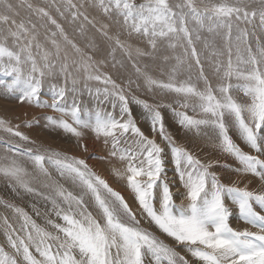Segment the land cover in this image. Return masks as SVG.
<instances>
[{
	"label": "snow or ice",
	"instance_id": "1",
	"mask_svg": "<svg viewBox=\"0 0 264 264\" xmlns=\"http://www.w3.org/2000/svg\"><path fill=\"white\" fill-rule=\"evenodd\" d=\"M256 3L257 0H144L137 4L135 0H93L92 6L114 20L128 37L146 40L153 52L158 42L173 50L183 49L182 55L175 56L176 63L166 81L142 73L149 91L159 89L171 94L172 102L153 106L136 97L132 101L143 108L150 131L165 142L179 184L185 189L182 198L188 201L186 205H177L173 199L166 179L165 147L138 126L124 89L111 77L99 74L92 57L68 40L63 27L44 9L37 11L48 17L79 59H70L67 51L61 56V45L55 39L51 41L55 51L45 49L33 34L35 24L30 20L17 22L10 15L15 12L13 4L0 0V95L59 113V117H45L48 126L77 138L78 143L85 132L102 140L108 146L103 159L113 165V175L126 182L142 216L176 244L183 245L199 264H264V192L232 186L220 178V168L228 167L238 175L264 181V47L257 45L253 51L247 42L249 32L241 27L245 24L264 29V0L252 7ZM76 7L67 0V11ZM71 14L73 20L77 19L78 12ZM202 31L224 42L222 49L213 52L217 59L210 75H205L193 46V33L199 40ZM51 35L55 37L57 32ZM116 46L131 59V45L125 47L117 37ZM136 54L151 55L139 48ZM192 59L199 68L198 75L195 79L191 74L177 79L183 67L191 68L187 62ZM136 71L140 73L139 68ZM57 76L63 77L64 84H50L48 99H42L45 79ZM90 81L104 87L93 89ZM85 93L94 98V108L81 106L79 97ZM165 106L175 115L180 128L212 140L235 166L221 165L212 171V162H202L187 148L178 146L168 134L159 110ZM18 128L0 119V129L29 141ZM233 130L244 147L234 139ZM130 139L134 147L127 146ZM80 147L87 151L85 145ZM245 147L249 150L245 151ZM7 150L31 161L35 179L49 178L52 168L81 192L77 195L62 185L44 184L55 193V197L44 198L51 199L54 214L62 221H48L59 235L46 231L22 208L15 207L21 219L19 230L7 218L3 221L7 244L14 255L0 246V264H189L173 247L140 227L124 196L93 171L86 160L57 151L23 150L11 144ZM0 175L14 180L28 193L36 192L24 179L28 173L15 159L0 166ZM85 197L90 199L86 201ZM229 203L238 209L237 219L257 231L235 230L229 223L233 215Z\"/></svg>",
	"mask_w": 264,
	"mask_h": 264
},
{
	"label": "rangeland",
	"instance_id": "2",
	"mask_svg": "<svg viewBox=\"0 0 264 264\" xmlns=\"http://www.w3.org/2000/svg\"><path fill=\"white\" fill-rule=\"evenodd\" d=\"M9 2L13 4L15 10L14 13L10 14L12 18L17 22L21 20L27 22L30 20L32 24H35L36 27L33 30V34L36 35L37 41H39L45 49L54 52L55 49L51 41L55 39L61 45V56H63L64 51H67L70 54V59H79V56L75 54L71 45L67 44L63 37L59 35L55 26L48 21V17L38 13V9H44L48 12V14L63 27L68 40L79 47L86 56L92 57L91 62L94 67L98 69L99 74L111 77L112 80L124 89L125 95L129 97V106L132 108L133 116L136 118L138 126L144 131L145 135L156 139L157 143L165 147L166 179L170 183L173 199L177 205H186L188 201L182 198L185 189L179 184L165 142L161 140L158 134L150 131V124L146 117V113L140 105L132 101V97H136L153 106L161 104L167 105L172 102L171 94H165L159 89L149 91L142 73H147L154 79L166 81L172 66L176 63L175 56L182 55L183 49L177 48L173 50L168 48L166 43L158 42L157 50L153 52L146 40L141 38L137 39V37H128L114 20H110L105 16L98 7L92 6L93 1L72 0V3L77 7L71 9V11L66 10L67 0H9ZM135 2L139 4L144 2V0H135ZM205 2H209V0H205ZM211 2L215 3L218 2V0H211ZM27 4H31L32 8L29 9ZM252 7H258V0ZM57 9H59V11H57ZM2 11L3 9H0V12ZM61 12H63V16H61ZM72 12H78L77 19H72ZM15 13H19V15H15ZM85 16L88 17L87 20L84 19ZM257 21L258 19L254 21L255 24H258ZM0 27H3V25L0 24ZM191 27L190 25V28ZM241 27L248 30L249 35L247 37V42L252 45L253 51L256 50L257 45L264 47V29H257V27L253 29V25L245 24H241ZM52 32H57V35L52 37ZM233 36H235V31L233 32ZM109 37H111V39H109ZM117 37L125 44V47L131 45V59L123 50L116 46ZM9 42L11 43V41ZM206 43L208 47L205 46ZM193 46L196 48L197 54L200 57L205 75H210L213 64L217 59V57L213 55V52L219 50V48H223V40L220 37H214L212 34L202 31L199 40L196 39V34L193 33ZM137 48L149 52L151 55L138 56L136 54ZM33 50L35 51V48ZM113 50H115L114 54ZM187 63L191 65V68L189 69L187 66L183 67L177 74V79L183 80L187 78L189 74L195 79L198 75L199 68L195 64V60H189ZM137 68L140 69V73L136 71ZM212 82L215 83V80L213 79ZM233 82L235 83V81ZM88 83L93 89L104 87L103 84L96 81H90ZM50 84L63 85L64 79L62 76L46 78L44 81L42 99H48V87ZM79 99L82 102V107L94 108L96 106L94 98L89 97L86 93L79 97ZM175 106L176 105L173 103V107ZM101 107L107 109L108 105H101ZM159 110L164 116L165 127L168 134L178 146L187 148L202 162H212L214 164L213 169H211L212 171H216L221 165L235 166V162L232 158L220 152L212 140L202 134L195 135L192 132H187L180 128L177 118L168 107H160ZM177 110L182 111L183 109L177 108ZM189 114L192 115L193 113L189 110ZM47 116L59 117L60 114L54 113L50 109L37 108L26 103L21 104L12 96L0 95V119L5 120L7 125L14 129L18 125V130L29 137V141H23L3 131V129H0V166L6 165L12 159H15L28 173L24 179L36 189V192L28 193L14 180L0 175V246H3L5 251L10 255H14L13 250L7 244L3 221L4 218H7L9 223L19 230L21 219L14 212L13 209L15 207L22 208L46 231L54 235H59L56 229L48 224L49 220L55 223H62V221L55 216L51 199L44 198L45 196L55 197L52 188L45 187V183L53 186L62 185L65 189L77 195L81 192L71 181L61 178L52 168H49L51 174L49 178L41 177L39 180L35 179L36 172L31 161L26 157L15 155V151L8 152L7 145L11 144L14 148L15 146H19L23 150L31 149L33 152L37 150L57 151L70 157L86 160L93 171L106 179L111 187L124 196L132 208V211L136 213L141 228L152 232L159 239L173 247L179 255L184 256L189 261V264H199V262L191 257L190 253L185 250L183 245L176 244L171 238L161 233L146 217L142 216L141 210L135 201L134 194L128 189L126 182L113 175V165L103 159L108 153V146H106L102 140H97L90 132H85L84 137H82L78 143L77 138L61 130L49 127L45 119ZM232 134L236 142L244 147L243 142L239 139L238 134L235 133L234 130ZM80 144L85 145L87 151H84L80 147ZM127 146L134 147L131 139L128 141ZM248 150L249 149L245 147V151ZM115 166L122 167L120 164H116ZM220 173L221 180L226 184L241 188L246 186L249 191L257 193L264 192V181H261L258 177L238 175L228 167L220 168ZM37 193H39V195ZM85 199L88 201L90 198L85 197ZM58 202L60 201L58 200ZM62 206L66 207L63 204ZM228 206L233 213L229 223L235 230L241 231L247 229L249 231H257V229L237 219L238 209L235 205L229 203ZM157 208H159V204H157ZM257 210L259 211V208H257ZM89 211H92L94 215L96 214L91 206H89ZM21 235H23V233H21ZM34 255H37V258H39L38 254L35 252Z\"/></svg>",
	"mask_w": 264,
	"mask_h": 264
},
{
	"label": "bare ground",
	"instance_id": "3",
	"mask_svg": "<svg viewBox=\"0 0 264 264\" xmlns=\"http://www.w3.org/2000/svg\"><path fill=\"white\" fill-rule=\"evenodd\" d=\"M48 1V0H47ZM93 0H88V2H92ZM214 1V0H213ZM51 2V1H50ZM48 5V4H47ZM37 16V15H36ZM258 22V21H257ZM255 23V22H254ZM257 29H259V27H257ZM261 29V28H260ZM120 30V29H119ZM36 32V31H35ZM39 34V33H38ZM37 34V35H38ZM125 34V33H124ZM123 34V35H124ZM135 36H133V38H134ZM37 38H38V36H37ZM125 39V38H124ZM138 39V38H137ZM220 49V48H219ZM103 56V55H102ZM109 58V57H108ZM203 64V63H202ZM115 71V70H114ZM120 74V73H119ZM114 75V74H113ZM118 76V75H117ZM123 78V77H122ZM2 106H3V104H2ZM7 111V110H6ZM25 114V113H24ZM24 122V121H23ZM17 125V124H16ZM54 131V130H53ZM49 134V133H48ZM57 136V135H56ZM70 137V136H69ZM84 137V136H83ZM50 141V140H49ZM54 143V142H53ZM65 186V185H64ZM262 189V188H261ZM47 201V200H46Z\"/></svg>",
	"mask_w": 264,
	"mask_h": 264
}]
</instances>
